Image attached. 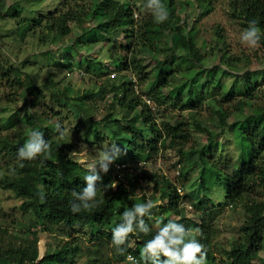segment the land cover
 Returning a JSON list of instances; mask_svg holds the SVG:
<instances>
[{
    "label": "trees",
    "instance_id": "trees-1",
    "mask_svg": "<svg viewBox=\"0 0 264 264\" xmlns=\"http://www.w3.org/2000/svg\"><path fill=\"white\" fill-rule=\"evenodd\" d=\"M138 1L140 0H96L90 17L98 16L97 22L92 27L83 28L84 33L93 32L94 35L97 32L104 33L106 36L103 42H111L107 50L114 69H116L115 73L129 71L135 73L139 80H145L147 72L145 71V65H143L144 53L150 54L151 52V54H154L156 50L164 48V45L160 46V44L165 38L163 36L167 35L176 34V37L172 40V45L183 48V52L179 53L177 57H193L197 61L203 57L202 49L195 44L194 37L191 34L182 32L185 25L180 23L179 16L175 14L176 0H161L168 13V18L162 23L155 22L151 12L140 15L141 11H147L144 8L147 0H143L141 4ZM194 1L203 7L201 13L210 5L209 0ZM230 3L233 17L242 20L243 24L247 26L250 20L255 19L261 33H264V0H230ZM60 5L63 8L48 11L46 15H42L41 17L44 19L40 23H34L35 21L31 23L33 19H30L31 21L22 19L21 22H16L18 24L19 22L20 24L25 22L22 25L26 28V32L31 33L34 32L36 26L41 25L44 30L42 31L43 36L47 35L48 37L50 34L52 37L59 39L71 32L70 22H76L81 26L83 14H86L82 10L73 7L71 0H62ZM13 7L12 9V6H10L8 8L9 12L5 15L14 19L18 16L20 10L15 6ZM134 12H137V17H134ZM189 28L191 29V26ZM120 33H122L124 40L117 42V34ZM40 39L43 40V37L40 36ZM90 41L95 40H88V42ZM174 47H171L162 59H155L156 73L154 79L149 80L146 84L149 93L147 96L157 108L170 106L195 109L199 100H203V96H213L215 89L217 87L221 88L220 79H214L211 83L205 81V84L200 86L201 90L194 96L184 95L183 90L187 87L189 81H180V79L177 81L178 83L175 79L169 81L168 76L172 75L174 70L164 69L169 63L167 57H175L176 48ZM46 53L52 54L50 49L46 50ZM0 57H2L1 54ZM87 58L91 59V57ZM189 62L191 63V60ZM88 68L90 69V66ZM97 69L99 70V68ZM189 71L190 69L187 72ZM22 72L25 71L12 64L2 63L0 59L1 77L8 79L12 76L11 81L21 85L20 75ZM99 72H102L101 69ZM105 72L107 73V71L102 73ZM221 73L224 75L232 74L237 79L245 82L243 86L236 89L222 87L225 88L226 93L223 94V97L229 98L234 95V90H236L240 96L237 99L236 108L251 107V110L246 111L244 114L237 113L233 121L228 122L227 112L222 108L216 109L215 114L218 123L216 128H218V131H210L208 127L202 126L195 119L191 122L176 120L173 123L158 121L156 113L151 109L153 107L142 100V96L138 94V90L134 88V82L130 79H124L119 86L110 83V88H107V90L106 88H99L96 92L102 97L107 91L112 90L113 101L110 103L109 109L113 108L114 105L126 109L123 116L117 119L112 111L108 109L99 121L96 122L91 117V123L84 127L90 130L93 126L92 132L96 137L98 129L95 126L101 125L110 128L112 123H118L121 134L122 132L127 134L120 137L115 130L112 129L111 131L115 137L117 136L116 139L122 141L117 143L118 146L120 145L121 155L127 153L128 156L127 159H122L119 162H125L129 166H135L139 161H145L147 165V163L156 159L162 150L168 148L178 150L181 158L197 151L193 147L184 149V144L187 141V128H185L187 124H192L198 130L207 132L205 134L208 137L206 147L200 148L198 152L202 164L199 176V186L202 193L190 204L194 208L208 213L210 203L212 204L209 194L211 185L219 183L225 178L227 180V199L241 205L245 214L244 223L240 227L241 237L237 238L231 247L225 251L227 264L233 262L237 264H255V259H262L261 253L264 254V105H253L255 83L250 78L252 74L250 70L244 69L243 73L240 74L230 71L227 67L222 68ZM190 77L192 75L189 77L184 75L183 78L188 79ZM175 84L179 85L174 87ZM169 85L174 87L173 96H168L169 92L165 93ZM29 86H31L30 83ZM37 90L34 86L28 89L29 94H34L33 99L30 100V106L39 104L36 97V93L39 92ZM93 94L92 91H83L77 96L64 94V99L73 101L77 109L86 113L82 108L86 104L84 99ZM164 103H167V105ZM60 104L66 106L64 103ZM66 110L68 111V108ZM120 120L125 122V125H121L122 127L119 124ZM33 123L32 131L43 133V138L49 143V150L34 160L20 161L17 158V152L24 145L22 138L16 139L7 135L0 136V153H3V156L5 154L13 156L8 173L0 179V187L13 191L15 195L22 199L21 210L24 212L31 211L34 214L36 220L31 226L35 227L34 225L40 224L46 227L47 224H61L68 233L74 231L77 224L94 227L97 230L94 235L98 243L97 246L110 245L109 264L111 260L113 262H125L128 255L135 257L139 264H144L140 259V251L144 244L151 240L159 230L152 225V220L155 219L158 222L169 221L168 217L161 218V215L164 212H180V209L183 208L179 205L180 199L187 201L186 199L190 195L184 192L180 194L167 177L161 180L160 186L156 182L155 188H159V198L162 203H154L151 217L146 216L144 218L150 231L145 234L137 230L136 233L131 234L128 243L123 246L126 249L124 255H120L111 244L112 229L122 221V213L126 209H131L133 205L148 200L145 196L146 191L144 188L142 189V186L140 192L142 195H134L131 192L136 184L140 188V184L137 182L132 184L131 181L134 179L131 178L141 175L143 180L148 178V180L157 181L153 176L158 175L159 170L154 169L146 172L143 169L138 175L121 171V177L118 179L112 177L111 174H99L101 181H97V206L89 210H81L79 213H72L70 207L74 199L72 192H79L87 187L84 177L88 174V171L71 154L73 149H80L78 139L84 124L77 121L73 134L66 135L63 130L64 127L57 119L52 121L44 117H33ZM109 123L111 126H108ZM58 124L61 131L64 132L63 136L57 131ZM226 131L233 136L240 154L237 161L233 163L234 170L232 172L225 171L212 159L203 155L205 150L216 151L219 149L218 146H224V142H220L219 138L226 135ZM139 135L142 136V142L138 141ZM98 137H101V135ZM83 140L85 142L87 140L91 141L87 136ZM144 140H146L145 143ZM91 143H94V141ZM21 164H23V167L20 166ZM180 175L185 176L184 173L180 172L176 176ZM113 181L117 182L116 188L105 187ZM41 194H43V199H41ZM159 209L162 213H158ZM182 223L185 228H189L188 222L182 220ZM197 225V223H192V226ZM26 231L34 238L28 241L25 246L13 248L12 246L0 244V264H68L78 248L77 245L71 246V243L64 242L59 249L46 251L43 257L39 258L36 232L31 227H28ZM196 238L201 242H205L203 232ZM208 257L209 254L207 253ZM164 259L166 258L160 257L161 261ZM147 264H153V261L149 259ZM209 264L216 263L211 260Z\"/></svg>",
    "mask_w": 264,
    "mask_h": 264
},
{
    "label": "rangeland",
    "instance_id": "rangeland-1",
    "mask_svg": "<svg viewBox=\"0 0 264 264\" xmlns=\"http://www.w3.org/2000/svg\"><path fill=\"white\" fill-rule=\"evenodd\" d=\"M61 1L0 0L1 62L12 64L25 71L20 75L21 85L13 83L11 81L12 76L8 79L0 76V136L7 135L16 139L22 138L25 143L33 130V117H44L52 121L57 119L64 127L63 130L66 135L73 134L76 122L81 121L84 125L78 139L80 149H73L71 152L72 156L80 162L97 159L99 152L104 150V147L122 142L116 139L117 136L113 135L112 129L120 137L127 134L125 132L121 134L118 123H112L111 126L110 122L108 124V126H111L110 128L101 125L95 126L98 129L97 138L92 132L93 126L90 130L84 127L91 123V117L96 122L99 121L108 111L109 105L113 101L112 90L107 91L102 97L96 93L97 90L99 88H106L107 90V88H110V83L119 86L124 79H130L135 83L142 100L149 99L146 84L149 80L154 79L156 73L155 59H162L164 54L169 52L171 47H174L172 40L176 37V34L163 36L165 42L162 41L160 46L164 45V48L156 50L154 54H151V52L150 54L144 53L143 65H145L147 73L145 74V80H139L135 73L129 71L114 72L116 69H114L107 50L111 42H103L106 36L104 33L97 32L94 35L93 32H83V28L92 27L97 22L98 16L90 17L96 0H71L73 7L82 10L86 14H83L81 26L76 22H70L71 32L59 39L52 37L50 34L48 37L45 34L43 36L42 31L44 30L41 25L36 26L34 32L31 33L26 32L27 30L23 26L25 22L22 23L23 25L20 24L22 19L25 21L33 19L31 23L34 21V23L42 22L44 19L41 17L42 15H46L48 11L63 8L60 5ZM142 1L138 2L141 4ZM209 1V7L201 13L203 7L198 2L194 0H176L177 9L175 8V14L179 16L180 23L185 25L182 32L191 34L194 37L195 44L202 49L203 57L199 61L193 59V57H177L179 53L183 52V48L180 46L174 47L176 48L175 57H167L169 63L164 69L174 70L172 75L168 76L169 81L172 79H175L176 82L179 79L180 81H189L187 87L183 90L184 95H196L201 90L200 86L205 84V81L211 83L214 79H220L221 88L217 87L213 96H203V100H199L195 109L170 106H167L168 108L166 106L157 108L151 99L149 105L153 107L151 109L156 113L158 121L173 123L176 120L191 122L195 119L202 126H206L214 132L218 131V128H216L218 125L215 114L216 109L222 108L227 112L228 122L233 121L237 113L244 114L246 111L251 110V107L236 108L237 99L240 97L236 90H234V95L229 98L223 97V94L226 93L225 88L222 87L236 89L243 86L245 82L237 79L232 74H222V68L229 67L230 71L240 74L243 73L244 69L250 70L252 73L250 78L255 83L253 105H264V33L261 35L259 47L251 49L241 40V34L247 25L231 15L230 0ZM10 6H12V9L15 6L20 10L18 16L14 19L5 15L9 12L8 8ZM148 12L151 11L143 10L139 14L143 15ZM16 21H20L19 24ZM189 26H191V29ZM217 32L219 35L216 34ZM40 36L43 37V40L40 39ZM92 39L95 41L88 42ZM123 40L122 33L117 34V42ZM48 49L53 55L46 53ZM87 57H91V59ZM206 65H211V67ZM88 66H90V69ZM187 67H190L189 72H187L189 70ZM97 68L101 69L102 72L107 71V73L99 72ZM112 73L116 75L113 77ZM184 75L187 77L192 75V77L185 79L183 78ZM29 83L31 86H29ZM177 85L179 84H175L174 87ZM32 86L39 91L36 93L39 104L30 106V100L33 99L34 94H29L28 89ZM171 86L169 85L165 91V93L169 92L168 96L174 95V87ZM83 91L94 92L93 95L84 99L86 104L82 108L86 113L77 109L73 101L64 99V94L77 96ZM250 92L252 93V91ZM60 103H64L66 106H62ZM164 104L167 105V103ZM66 108H68V111ZM109 110L117 119L121 118L126 112V109L115 105ZM119 124L120 126L125 125V122L121 121ZM185 128H187V141L184 144V149L193 147L197 151L181 158L175 148L162 150L156 159L152 160L153 163L151 161L145 165L146 172L154 169L159 170V176H153L157 181L148 180V178L143 180L141 175L131 178L134 179L131 181L132 184L135 182L140 184V188L136 184L131 189L134 195L140 196V192L144 188L146 198L151 199L153 203L161 204L160 191L159 188H155V183L157 182L160 186L161 180L167 177L176 188L180 186L183 188L184 193L190 195L186 199L189 203L201 196L202 189L199 186V176L202 164L198 152L200 148L206 147L208 137L205 134L207 132L198 130L192 124H187ZM100 135L101 137H98ZM86 136L91 141L87 140L85 142L83 138H86ZM138 137V141L142 142V136L139 135ZM219 139L220 142H224V146H218L219 149L216 151L205 150L203 155L212 159L225 171L232 172L234 170L233 163L237 161L240 155L239 148L233 136L228 134L227 131L226 135L221 136ZM92 141L94 143H91ZM12 158L11 154L3 156V153H0V179L8 173ZM127 158V153L120 154L108 165L107 173L101 170L99 164H96V172L112 175L114 163ZM179 172L184 173L185 176H176ZM127 184L129 185V182ZM226 188L227 180L225 178L221 182L211 185L209 194L212 204L210 203L208 213H204L191 205V209L182 206L183 208L178 213L164 212L161 215V218L168 217L170 220L179 223L185 220L188 222L189 228H199L201 233H204L205 242L200 241V243L205 245L209 254V257L206 258V264H209L211 260L216 264H227L225 251L242 235L240 227L245 220L243 208L241 205L227 199ZM21 202L22 199L15 195L13 191L0 187L1 245L12 246L13 248L25 246L28 241L34 238L26 231L28 227H31L36 232L39 258L46 251L59 249L64 242H69L71 246L77 245L78 248L68 264H109L110 245L97 246L98 243L94 238L97 230L94 227L77 224L75 230L71 233H68L61 224H47L46 227L37 224L33 227L31 225L36 220L35 216L31 211L24 212L21 210ZM158 213H162V211L159 209ZM167 222L159 221L158 223L153 219L152 225L159 229ZM192 223L198 225L192 226ZM261 257L262 259H255V264H264L263 253H261ZM110 264H129V261L120 263L111 260ZM232 264L237 263L233 262Z\"/></svg>",
    "mask_w": 264,
    "mask_h": 264
},
{
    "label": "clouds",
    "instance_id": "clouds-1",
    "mask_svg": "<svg viewBox=\"0 0 264 264\" xmlns=\"http://www.w3.org/2000/svg\"><path fill=\"white\" fill-rule=\"evenodd\" d=\"M144 8L151 11L155 22L162 23L168 18V13L161 3V0H147ZM261 30L258 27V22L253 19L248 22V26L241 34V40L251 49L259 47L261 40ZM211 67V65H206ZM135 84V83H134ZM57 131L63 136L59 124ZM49 143L43 138V133L32 131L28 140L22 147L18 149L17 158L20 161H31L39 155L46 153L49 150ZM121 154L120 147L113 143L104 150L99 152L97 159H89L80 161L88 174L84 177L87 187L82 191H73L71 202L72 213H79L81 210H89L97 206V181H101V177L96 172V164L100 165L103 172H108V165ZM23 167V164L20 165ZM106 188H116L117 182L113 181ZM43 199V194H41ZM151 199L144 203L133 205L131 209H126L122 213V221L112 229L111 244L116 248L120 255H124L126 249L123 247L129 241V236L137 232L147 234L150 231L148 224L145 222V217H151V210L154 207ZM159 223V222H158ZM201 234L199 228H185L182 223L174 220H169L162 227H159L156 235L147 241L140 251V259L147 264L151 259L153 264H206L207 249L204 244L196 238ZM131 246V244H129ZM163 256L166 259L160 260ZM129 264H139L135 257L128 255Z\"/></svg>",
    "mask_w": 264,
    "mask_h": 264
},
{
    "label": "built area",
    "instance_id": "built-area-1",
    "mask_svg": "<svg viewBox=\"0 0 264 264\" xmlns=\"http://www.w3.org/2000/svg\"><path fill=\"white\" fill-rule=\"evenodd\" d=\"M134 17H137V12H134ZM115 73H112V75L114 76ZM134 88L137 90L136 85L134 84ZM146 100V102L149 104L150 99H144ZM145 165L146 162L145 161H139L135 166H129L127 163L124 162H115L113 165V169H112V177H116V179H118L119 177H121V171H128L133 173L134 175H138L140 174L143 169L145 170ZM178 174V173H177ZM124 180V179H123ZM125 181V180H124ZM127 182V181H125ZM177 191L182 194V188L179 186L177 187ZM180 206L184 207L187 206L188 209H191L192 206L188 201H185L184 199H181V201L179 202Z\"/></svg>",
    "mask_w": 264,
    "mask_h": 264
},
{
    "label": "water",
    "instance_id": "water-1",
    "mask_svg": "<svg viewBox=\"0 0 264 264\" xmlns=\"http://www.w3.org/2000/svg\"><path fill=\"white\" fill-rule=\"evenodd\" d=\"M42 257H43V255L40 258H42Z\"/></svg>",
    "mask_w": 264,
    "mask_h": 264
}]
</instances>
